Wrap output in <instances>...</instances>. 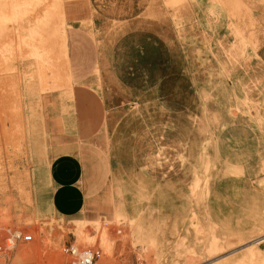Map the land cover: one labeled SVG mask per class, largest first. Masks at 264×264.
<instances>
[{
    "label": "crops",
    "instance_id": "crops-1",
    "mask_svg": "<svg viewBox=\"0 0 264 264\" xmlns=\"http://www.w3.org/2000/svg\"><path fill=\"white\" fill-rule=\"evenodd\" d=\"M213 1L214 9L219 6L226 17L231 16L229 0ZM258 1L257 6H264V0ZM59 6L60 11L49 27L53 34L43 36L42 47L63 53L64 64L69 65L65 51L68 19L72 26L70 90H56L63 87L57 83L55 91L42 95L34 62L21 74L28 110L24 113H28L25 146L32 164L30 194L38 213L86 222L85 219L105 212L101 198L108 188V200L114 206L113 219L117 214L129 218L134 209L142 212V192L152 196L156 183L167 182L169 162L166 154L161 155L169 149H182L178 136L189 135L188 141L195 150L199 149L201 135H244L245 142L249 139L264 148V60L260 48L256 50L254 65L249 67V63L241 62L233 67L226 60L217 62L211 64L202 80L196 71L188 72L184 67L181 50L169 41L167 27L158 19L145 17H157L158 8V14L166 10L162 0H63ZM122 7H140L136 16L142 18H115ZM259 19L250 22L260 24ZM28 43L34 47L33 41ZM246 51L247 48L244 55ZM64 76L70 80L68 67ZM232 106L238 111L233 112ZM242 148L243 142L241 157ZM153 151L159 152L160 158L154 157ZM98 162L105 167L104 181L94 171ZM193 162L194 159L190 164L175 166L186 167V177L190 178L188 167ZM237 182L251 183L231 178L218 184L225 193L222 206L229 186ZM151 183L154 185L150 186ZM247 197L253 199L252 194ZM152 202L146 215L178 214L183 205L177 201L176 207L159 211ZM259 205L254 207L253 214L260 213ZM227 206L231 215L233 211L237 215L246 212L239 211L238 204ZM260 217L264 221V212ZM183 224L184 221L175 240L178 247L187 245L190 237L187 233L188 240L179 241ZM254 227L255 224L246 227L241 235ZM257 248L264 251V240Z\"/></svg>",
    "mask_w": 264,
    "mask_h": 264
},
{
    "label": "rangeland",
    "instance_id": "rangeland-1",
    "mask_svg": "<svg viewBox=\"0 0 264 264\" xmlns=\"http://www.w3.org/2000/svg\"><path fill=\"white\" fill-rule=\"evenodd\" d=\"M162 1L166 10L158 14V8L157 17H145L158 19L167 27L168 40L181 50L188 72L193 69L203 80L211 64L224 60L232 63L233 67L241 62L249 63L250 67L255 64L257 48H260L259 53L264 60V38H261V35L264 37V6H257L260 3L258 0L227 1L231 13L228 17L219 6L214 9L211 5L213 0ZM59 5L61 1L58 0H0V264H69V257L62 252V247L70 242L80 249H99L101 255L97 264H134L137 260L147 264H264V251L257 248L261 242L258 240L264 237V222L260 217L264 212V148L249 139L245 142L244 135H201L198 150L193 149L194 146L188 141L189 135L178 136V140L183 142L182 149L163 152L161 156L166 154L169 162L167 182L162 185L156 183L152 196L142 192L140 207L145 213L152 201L158 209L174 208L177 201L183 204L180 213L184 219L179 221L174 218L169 223V238L164 254L159 252L158 241L152 235L142 239L133 237L134 225L130 224L126 214H117L114 219L111 217L114 206L108 200L109 188L101 198L105 212L85 219L86 222L47 212L38 213L37 208L34 209L30 194L32 164L25 146V141H28V113L24 112L28 110L24 105L25 86L21 74L25 67L27 69L34 62L42 95L55 91L57 83L63 86L57 90H70L73 78L69 55L70 21L67 19L65 34L69 65L64 64L63 53L48 47H39L38 50L37 47L28 46V42L38 39L37 35L49 34V27L53 24L52 11ZM140 9L122 7L115 18L140 19L142 15L136 16ZM255 18H261V23L250 22ZM256 30H260L259 33L256 34ZM245 48L247 53L244 55ZM36 52L41 55L39 59ZM67 67L69 81L64 76ZM248 77H251L250 74ZM190 101L191 98H188L189 104ZM236 103L240 109L239 101ZM253 107L257 109L256 104ZM232 111L238 110L233 107ZM211 143L213 151L209 150ZM153 156L160 158L156 151H153ZM193 159V164L188 167V178L186 167L175 164H190ZM94 171L99 172L104 181L106 173L102 162L96 164ZM231 178L250 180L251 183L237 182L229 186L222 206L225 193L222 186H217L224 179ZM250 194L253 199L247 197ZM232 203L241 207L239 211L246 212L237 215V211H233L232 216L227 212V205ZM258 205L260 213L253 214L254 207ZM142 212L134 209L129 217ZM257 220L259 224H251ZM183 221V234H180L179 241L187 238V233L190 237L187 245L183 243L178 247L175 240L179 237ZM254 224L253 235L240 238L241 241L231 238L227 251H220L221 241H216L213 236L238 237L243 229ZM77 228L83 231L82 237L77 236ZM118 229H121L120 233H117ZM17 234H20L19 238H16ZM25 234H31L33 239L23 241Z\"/></svg>",
    "mask_w": 264,
    "mask_h": 264
},
{
    "label": "bare ground",
    "instance_id": "bare-ground-1",
    "mask_svg": "<svg viewBox=\"0 0 264 264\" xmlns=\"http://www.w3.org/2000/svg\"><path fill=\"white\" fill-rule=\"evenodd\" d=\"M37 1V0H36ZM57 1V0H56ZM59 1H63V0H58V2ZM172 1V0H171ZM175 1V0H174ZM181 0H179L177 3H179ZM26 2V1H25ZM24 2V3H25ZM12 3V2H11ZM14 3H15V1H14ZM19 3H21L20 1H19ZM23 3V4H24ZM173 3V2H172ZM2 4V3H1ZM58 4V3H57ZM57 4H55V5H57ZM11 5V4H10ZM14 5V4H13ZM21 5V4H20ZM5 5L3 4V7H4ZM1 7V6H0ZM25 7H27V5H25ZM17 8H19V6L17 7ZM28 10V9H27ZM2 11V10H1ZM5 11V10H4ZM10 11V10H9ZM26 11V10H25ZM59 11H60V6H56L55 8H54V10L52 11V15L51 16H54L55 14H56V16L58 15L57 13H59ZM7 12V11H6ZM11 12V11H10ZM19 12V11H18ZM48 12H51V11H48ZM178 12V11H177ZM7 14V13H6ZM5 14V15H6ZM51 14V13H50ZM4 15V14H3ZM9 16V15H8ZM14 17V16H13ZM16 18V17H15ZM14 18V19H15ZM6 19V18H5ZM8 19V18H7ZM2 20V19H1ZM8 22H6V24H7ZM62 23V22H61ZM2 24V23H1ZM63 25V24H62ZM4 28V27H3ZM6 28V27H5ZM56 28V27H55ZM63 28V27H62ZM50 30V32H49V34L52 32V30H53V28H49ZM58 30H59V28H58ZM46 31V30H45ZM62 31V30H61ZM63 32H64V30H63ZM12 33V32H11ZM45 33V32H44ZM51 34H53V33H51ZM50 34V37L52 36ZM56 34H58V33H56ZM46 35V34H45ZM44 36V35H43ZM43 36L42 35H37V40L36 41H34V44H33V46L34 47H37V49L38 50H40V48L43 46V44H44V38H43ZM59 37H60V35H59ZM9 38V37H8ZM33 38V37H32ZM10 39H11V37H10ZM14 39V38H13ZM12 39V40H13ZM47 40L49 39V38H46ZM21 40V39H20ZM46 40V41H47ZM22 41V40H21ZM43 41V42H42ZM49 41V40H48ZM55 43V42H54ZM58 43V42H57ZM10 45H12L11 43H10ZM29 46V45H28ZM0 47H1V42H0ZM15 47V46H14ZM31 47V46H30ZM40 47V48H39ZM52 48V47H51ZM37 50V51H38ZM64 51V50H63ZM36 54H39V52L37 53L36 52ZM35 54V55H36ZM41 55L39 54L38 55V59H39V57H40ZM37 58V57H36ZM62 65H63V63H62ZM59 71V70H58ZM57 90V89H56ZM151 188V187H150ZM152 203H154L155 204V202H152ZM164 210V209H163ZM119 211V210H118ZM152 211V210H151ZM157 211V210H156ZM159 211H161V209L159 210ZM158 211V212H159ZM166 212V211H165ZM218 215V214H217ZM176 219V220H179V221H182L183 219H184V216L182 215H180V213H178V214H176L175 212L174 213H172V212H169L168 214H161V215H154V214H149V215H146V213L145 214H136V213H133V214H131V217H129V221H130V224H132V225H134L133 226V230H132V234H133V237H135V238H137V239H142V238H144V237H147V236H149V235H152L157 241H158V248H159V252L161 253V254H164V252L166 253V247H167V241H168V238H169V223L171 222V220L172 219ZM223 218V217H222ZM224 219V218H223ZM225 221V220H224ZM259 222V221H258ZM257 222V223H258ZM262 222H264V221H262ZM259 224V223H258ZM256 226V225H255ZM79 230V231H78ZM131 230H130V232H131ZM76 231H78V234H77V236L78 237H82V230L80 231V229L79 228H77L76 229ZM255 232V227L252 229V230H250L249 232H247L245 235H239L238 237H231V236H222V237H219V236H213V238L217 241V240H220L221 241V249H220V251H222V250H225L227 247H230L231 246V244L229 243V240L231 239V238H243V237H245V236H247V235H249L248 237H250L251 235L250 234H252L253 235V233ZM243 234V233H242ZM262 240H264V237L263 238H261V239H259L258 240V242L259 241H262ZM239 241V240H238ZM240 241H241V239H240ZM239 241V242H240ZM238 242V243H239ZM243 242V241H242ZM236 243V242H235ZM255 243V242H254ZM233 244V243H232ZM228 249V248H227ZM227 249L225 250V251H227ZM159 253V254H160Z\"/></svg>",
    "mask_w": 264,
    "mask_h": 264
},
{
    "label": "built area",
    "instance_id": "built-area-1",
    "mask_svg": "<svg viewBox=\"0 0 264 264\" xmlns=\"http://www.w3.org/2000/svg\"><path fill=\"white\" fill-rule=\"evenodd\" d=\"M121 229L117 230L120 233ZM20 234L16 235L19 238ZM33 239L31 234H25L22 236L23 241H31ZM62 252L69 257V264H97L101 252L99 249L82 248L80 249L74 243H66L62 247ZM134 264H147L143 260H137Z\"/></svg>",
    "mask_w": 264,
    "mask_h": 264
}]
</instances>
